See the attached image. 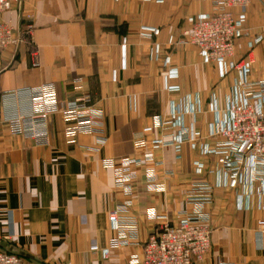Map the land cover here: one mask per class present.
<instances>
[{
    "label": "crops",
    "instance_id": "1",
    "mask_svg": "<svg viewBox=\"0 0 264 264\" xmlns=\"http://www.w3.org/2000/svg\"><path fill=\"white\" fill-rule=\"evenodd\" d=\"M214 1L22 0L20 13L0 14V22L10 20L20 29L29 17L39 62L32 66L25 44L0 53V249L27 264H119L130 255L139 261L150 234L164 223H175L178 212L195 211L186 193L193 183L214 184L207 170L214 167L216 157H202L188 143L178 154L172 147L150 150L153 161L136 169L127 198L115 189L105 162L141 157L149 148L134 147L140 134L148 141L175 134L154 128L155 117L166 114L170 101L187 96L198 97L201 112L186 115L185 127L197 134L198 144H213L207 139L213 120L210 95L223 110L233 73L220 78L213 65L201 61L194 46L176 43L192 19L213 12ZM263 13L264 6L251 0L244 23L247 36L234 47V60H251V81L264 73V46L247 47L249 38L262 32ZM142 27L157 28L159 34L143 38ZM153 42L161 47L157 61L148 57ZM170 69L177 72L170 85L178 90L168 92L163 75ZM42 85L53 86L60 105L88 96L103 114L96 123L101 134L69 138L62 116L53 114L47 122L46 146L11 135L5 119L29 115L26 90ZM195 162L204 166L201 174L195 173ZM151 174L161 189L147 183ZM238 193L229 186L215 188L211 201L202 207L210 216V250L195 264H264V234L257 226L264 210L254 201L249 208L239 206ZM125 202L126 211L120 215L137 228L135 234H126L133 245L121 251L110 247L118 234L109 214ZM150 209L165 219H150ZM93 242L97 252L90 250ZM105 249L109 258L104 261Z\"/></svg>",
    "mask_w": 264,
    "mask_h": 264
},
{
    "label": "built area",
    "instance_id": "2",
    "mask_svg": "<svg viewBox=\"0 0 264 264\" xmlns=\"http://www.w3.org/2000/svg\"><path fill=\"white\" fill-rule=\"evenodd\" d=\"M150 2L151 0H142ZM251 0H215L213 12L199 14L190 21V25L180 33L176 44L191 45L204 64L213 65L220 78L233 73L232 83L225 98V107L219 108L217 98L210 95L209 110L213 120L208 125L207 139L213 144H198L197 134L188 131L184 119L186 115H197L201 112L198 97L189 96L175 102L170 101L166 114L155 117L154 128L175 130V134L162 135L148 141L142 134L134 139V147L147 149L139 158L111 159L105 166L113 173V183L127 198L132 191L136 179V169L143 162H152L150 150L172 147L176 154L180 153L182 144L188 143L202 157L214 156L217 162L207 170L208 175L215 178L214 184L207 182L193 183L186 193V201L196 205L195 211L178 212L175 223H164L150 234L142 244L141 259L132 255L119 264H195L204 259L210 250L212 229L210 216L202 207L209 203L215 188L229 186L238 190V205L249 208L254 201L257 208L264 210V73L257 81L250 80L252 62L250 59L234 60L235 42L247 36L244 29L246 9ZM264 6V0H258ZM22 0H0V14L12 11L20 13ZM238 10L235 15L233 10ZM20 16V14H19ZM22 16V15H21ZM23 17V16H22ZM23 19V18H22ZM32 25L29 17L24 18V28L20 29L10 20L0 22V53L10 47L18 48L22 44L30 47L33 67L39 65L38 50L31 38ZM159 34L157 28L142 27L139 35L151 39ZM172 39H169V43ZM264 46V13L262 15V32L249 38L247 47L254 49ZM126 41L122 40L125 51ZM160 44L153 42L148 57L157 61L160 57ZM177 78L175 69L163 75L164 89L168 92L178 90L170 81ZM30 101V114L5 119L11 135L34 140L40 146L48 144V118L60 114L65 123V134L73 138L77 134L100 135L96 125L103 114L100 109L90 104L88 96H81L73 101L60 105L55 99V91L51 85H42L26 90ZM98 143H103L101 138ZM195 173L201 174L204 166L194 163ZM147 183L155 185L153 174L147 177ZM126 202L116 207L109 214L111 228L118 237L111 241L110 247L128 250L133 245L127 233L136 232V223L127 221L120 214L126 211ZM150 219H165L152 209L148 210ZM259 234H264V219L257 222ZM128 235V234H127ZM91 251L97 252L93 242ZM102 259L109 258V249L101 251ZM0 264H27L22 257L0 249Z\"/></svg>",
    "mask_w": 264,
    "mask_h": 264
}]
</instances>
